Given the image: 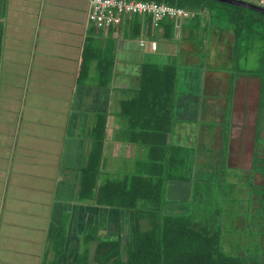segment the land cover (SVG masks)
<instances>
[{
  "label": "crops",
  "instance_id": "1",
  "mask_svg": "<svg viewBox=\"0 0 264 264\" xmlns=\"http://www.w3.org/2000/svg\"><path fill=\"white\" fill-rule=\"evenodd\" d=\"M212 1L229 4L233 14L240 9H253L238 4L237 0ZM90 2L0 0V232L1 227L19 232L18 235L3 233L2 262L10 255L9 251H22L31 264H36L32 257L40 260L39 264H95L98 240L94 237L87 243L86 240L96 225H99L101 236L122 232L124 226L121 224V229L120 217L124 210L97 200L103 176L91 197L82 199L80 195L83 171L97 140L103 138L99 176L104 175L106 160L118 161L123 154L133 156L126 154V147L138 145L123 138L122 130L126 127L122 125L126 122L123 108L127 106L128 110V101L137 95L142 72L148 63H176L180 64L175 103L177 124L174 123L172 138L174 143L188 146L193 142V133L187 119L197 115V108L202 105L200 97L205 93L200 89L209 79V74L205 73L209 68L189 65L188 55L204 46L203 57L207 56L210 63L222 61L225 64L229 53L223 50L234 41L239 42V36L222 24L223 18H218L214 26L213 15L220 17L224 13L217 5H212L211 10L206 4L200 5L201 1L186 0L187 7H183L189 11V16L164 18L158 28L150 27L149 15H135L140 23L139 33L135 34L134 21L131 22L129 16L118 28L95 29L88 20ZM26 16H33L32 20L28 21ZM195 20L202 28L208 26L205 33L202 31L200 35L194 31ZM231 29L240 34L239 28ZM141 37L157 40V48L150 43L142 46ZM87 46L91 49L90 60L86 61L82 73ZM219 73L213 77L217 81H213L223 83V89L232 87L231 71ZM254 74L251 78L240 75L239 79H234L233 111L239 101H253L257 81L260 108L261 77ZM5 75L12 76L14 82L9 92L3 84ZM200 110H203L201 106ZM258 118L259 111L253 127L251 167H244L246 169L255 167ZM241 119L243 128L246 115ZM232 120L230 131L234 125V118ZM97 129L104 130L103 137L99 135L98 138ZM243 129L248 132L245 127ZM232 166L243 167L240 164ZM19 172L30 175L22 177ZM261 173L255 170L250 184L247 178L245 187L239 185L241 194L257 191L258 186L264 185ZM234 191H237L236 184ZM187 194L188 187L184 183L169 181L168 199H185ZM81 199L88 203H80ZM27 204L34 209L26 208ZM66 213L70 215L67 226L62 223ZM10 214L14 216L11 219ZM25 217L31 220L26 221ZM40 218L44 221L41 225ZM63 225L67 237L64 251L58 255L54 243ZM85 255L87 259L83 258Z\"/></svg>",
  "mask_w": 264,
  "mask_h": 264
},
{
  "label": "trees",
  "instance_id": "2",
  "mask_svg": "<svg viewBox=\"0 0 264 264\" xmlns=\"http://www.w3.org/2000/svg\"><path fill=\"white\" fill-rule=\"evenodd\" d=\"M171 1L177 6H186V0ZM129 20L134 21V33L138 34L139 19L132 16ZM166 33L169 34V30ZM89 50L91 49L87 46L82 62V73L86 61L90 60ZM260 70L264 71L263 65ZM177 74L176 63H148L142 72L137 95L128 101V110L127 106L123 108L125 114L123 117L131 120L122 130L123 138L138 145L143 154L137 156L136 171L125 168L123 176L111 179L106 177L98 186L99 203L118 205L126 208L129 214L127 225L119 232L117 238L103 239L99 225H96L95 230L88 236L86 243L93 237L98 239L95 264H264V254L259 258L248 252L245 256L239 252V248L230 243L231 240L237 239L235 233L230 231L226 234L225 230L228 229L225 226V219L221 218L223 213L226 215L225 206L220 201L221 185L225 191L235 193V184L227 179L225 170L218 169V165L214 168L216 172L207 173L206 170L203 172L205 167L212 165L208 158L206 161L201 160V153L208 150H203L205 148L193 142L188 146L173 142L175 103L178 94ZM259 77L261 109L264 73ZM261 130H264V126L257 130L254 169L264 175V168L261 167L264 157L259 156L261 141L258 137L261 136ZM103 134L102 129L98 130V134L96 132L98 138L99 135L103 137ZM102 141L103 138L97 140L92 148L88 166L83 171L80 190L82 199L91 197L94 188L97 187ZM219 152L221 157L218 160L225 162V152ZM212 173L216 174L214 179L210 178ZM172 180H178L188 187L185 199L168 201V184ZM234 196L236 201L242 202L240 207L245 206L246 211L251 208V200L255 202L259 201L261 196L264 197L255 190L245 194L236 193ZM169 203H173L178 209L171 211L172 209L168 208ZM66 214L62 221L65 226L69 215ZM257 222L258 220L255 221ZM65 226L63 225L64 229L60 230L54 243L58 255L64 251L67 237ZM125 234L127 242L123 244ZM240 243L238 241L239 245ZM83 258L87 259L88 256L85 255Z\"/></svg>",
  "mask_w": 264,
  "mask_h": 264
},
{
  "label": "rangeland",
  "instance_id": "3",
  "mask_svg": "<svg viewBox=\"0 0 264 264\" xmlns=\"http://www.w3.org/2000/svg\"><path fill=\"white\" fill-rule=\"evenodd\" d=\"M165 1L169 4H172L171 0H165ZM189 4L190 3H188V5ZM199 4L200 5L206 4L211 10H213L212 5H217L218 7H220L224 11V13L220 17H216L215 15H213L212 22L214 23V26L218 18H220V20H222L223 18L222 24L228 26L229 27L228 30H230L232 34L239 36V42L235 43L236 41H234V43L229 44L230 47L229 48L227 47L226 48L227 50L223 48L224 49L223 51H226V54L229 53L226 57L225 64H223L222 61L220 62V64L210 63L207 56L205 57L202 56L205 53V48L204 46H200V44L198 51L196 50L194 51V54L192 52V54L188 55L189 65L200 64L204 67V69L209 68V71L205 72L207 75L209 74V79L204 81V87L202 90L200 89V92L203 90L205 91L202 98L200 97L202 105L198 106L197 115H195V117L187 119L188 127L191 129V132L193 133L191 140L193 139L194 144L200 145L202 148H205L203 150H208V151H203L201 153L202 154L201 160L206 161V159L208 158L209 162L211 161L212 165L209 167H205L203 172H205V170L207 173H209V171L216 172L214 168H216L219 165L218 169L225 170L224 173L226 174V177H228L227 179H230V181H232L234 184H237V191H235V193L229 190L225 191L223 189V186L221 185L222 193L220 194L221 195L220 201L225 206V211H226L225 214L228 215L227 217L223 213L221 218L225 219L224 220L225 226L228 229L225 230L226 234L230 233L231 231L232 233H235V237L237 238L234 241L231 240L230 243L234 244L235 247L239 248L240 253L248 254L249 252V254L251 253L254 256L260 258L264 254V197L261 196L259 198V201L256 200L255 202L251 200L250 201L251 208L250 210L247 209L248 211H246L245 206H243L242 208L240 207V203L242 202L236 201L234 196V194L236 193L241 194L239 185H241V187L242 186L245 187L247 178L249 179L247 181V183L249 184L250 181H253L254 179L253 172L255 174V169L253 167L252 169H246V168L251 167L250 159L253 154L252 144L254 142L253 140L255 139L254 136L255 130L253 129V127L255 123V115H258V111L260 110H261V115H259L260 119L258 120L259 123L258 128L264 126V95L260 109L258 104V100H259L258 81L256 84V89H255L256 91L254 92L255 97L252 102L247 101L245 103L244 101L241 102L239 101L238 103H236L235 111H233L234 110L233 101H234V91L236 88L234 79L236 77H238L239 79L241 76L244 75L247 78H251L254 77L255 71L258 76L264 73L263 70L262 71L260 70L261 65L264 66V14L250 8L237 10L235 14H233L234 12H230L229 10V9H233V7L231 8L229 4L222 3L219 1H212V0L201 1ZM32 17L33 16H26L25 19L29 21L32 20ZM242 24H244V27L242 26ZM34 26H36V24ZM38 26L39 23H37V27ZM207 28L208 26L206 27L205 25L202 28V24L199 25L195 20V25H194L195 32H198L201 35L202 31L205 33ZM231 28H237V29L239 28L240 34H238V30L233 31ZM177 65L179 67L180 64ZM225 65L226 68H224ZM258 70H260V72H257ZM223 71L225 72L231 71V74L234 78L232 79L231 82L232 87L223 89L222 88L223 83L219 82L218 84L217 82L215 83V81H213L217 79L213 77L219 75L220 74L219 72H223ZM178 74H177V79H178ZM210 75L212 76L210 77ZM4 78L5 79L3 84L5 85V88L9 92L11 91L10 89L11 84H14L13 78L12 76H7V75H5ZM207 82H210L208 84V87H206ZM200 106L201 108H203L202 111L200 110ZM122 115L124 116L125 114ZM243 115H246V122L244 127L245 129L248 130L247 133L244 131L243 129L244 127L243 128L241 127V122H242L241 117H243ZM231 116L232 119L234 118V123H233L234 125L232 126L230 131L231 123L233 122ZM129 122H131V120L126 119V122H123L122 125H125L127 127L130 124ZM176 122L177 121H175V123ZM190 129H188V131ZM229 134H230V138H229ZM260 135L261 136L258 137V139L261 141L259 149L261 148L264 149V137H262V135L264 136V130H261ZM188 137L190 139L191 136ZM230 142H231V147L229 146ZM177 144L181 145L182 143L177 142ZM219 145H221V148L219 147ZM126 148H128L126 154L132 153L133 156L130 155L125 156V154H123L122 159L119 158L118 161L113 159H111L110 161L106 160L107 163L104 165L105 168L103 171L104 175H101V177L108 176L113 178V177L123 176L125 168L132 170L134 169L136 171L135 163L137 161V156L140 153L143 154V150H141V148L140 147L138 148L137 146H132V148L127 146ZM219 148L225 152L224 155V158H226L225 162L224 161L222 162V160L221 161L218 160V158L221 157ZM226 153H227V157H226ZM260 153H261L260 156L263 157L264 151L260 150ZM262 162L263 163H261L262 164L261 167L264 168L263 167L264 161ZM237 164H240L243 167L240 166L231 167V165H237ZM18 174H20V176L22 177L30 175L25 172L24 173L19 172ZM214 177H216V174L212 173L210 178L214 179ZM15 190H17V187L14 189V191ZM257 193H259L260 195H264V185H262L261 187L260 186L257 187ZM79 202L85 204L88 203V201L82 199ZM254 206H257V208L253 209ZM26 208L34 209V207L29 204L26 205ZM168 208L172 209L171 211H176L175 209H178L177 206L174 204L169 205ZM122 210L124 211L121 212L120 226L121 224L123 225V223L126 222V215L128 212L127 209H122ZM17 214L20 215L21 213L18 212ZM12 217L14 216L10 214V219ZM25 218L27 219L26 221L31 220L28 219V217ZM256 220H258L257 223H255ZM66 221L67 222L69 221V215H67ZM34 222L37 223V221ZM38 223H40V225L43 224L44 223L43 219L40 218ZM125 227L126 226H123L122 229L121 226L122 231L125 229ZM119 232L114 231L111 234L108 233L106 235L102 234V238L106 240H113L118 237ZM3 233H8L11 235L19 234V232L13 228L1 227L0 251L5 249L4 248L5 244L2 243ZM126 237L127 234H125L123 237V242H124L123 244L127 242ZM238 241L241 242L240 245L241 246L243 245V247H240ZM7 242L10 243V241ZM245 248H248L249 250L246 251ZM9 254L10 255L5 256L6 257L5 262H2L3 256L0 255V264H31L28 263L30 261V258H27V254H25L24 252L22 253V251H18V252L9 251ZM34 259L36 261V264H39L40 260H36V257H32L31 260L33 261ZM40 264H43V262Z\"/></svg>",
  "mask_w": 264,
  "mask_h": 264
},
{
  "label": "built area",
  "instance_id": "4",
  "mask_svg": "<svg viewBox=\"0 0 264 264\" xmlns=\"http://www.w3.org/2000/svg\"><path fill=\"white\" fill-rule=\"evenodd\" d=\"M247 1L264 7V0ZM135 14H149L154 25H159V21L163 18L181 19L187 17L189 12L184 8L154 0H91L90 2L89 20L97 29L118 28L126 16ZM139 42L142 46L147 44V40L143 37ZM157 44V41L151 40L150 45L153 48H156Z\"/></svg>",
  "mask_w": 264,
  "mask_h": 264
},
{
  "label": "clouds",
  "instance_id": "5",
  "mask_svg": "<svg viewBox=\"0 0 264 264\" xmlns=\"http://www.w3.org/2000/svg\"><path fill=\"white\" fill-rule=\"evenodd\" d=\"M154 1H157V2H160V3H166V4H169V3H167L165 0H154ZM244 2H248V3H251V4H255V5H258V6H260V7H262V8H264L263 6H261V5H259V4H257V3H255V2H252V1H247V0H243ZM169 5H175V6H177L176 4H169ZM178 7H181V8H184L183 6H178ZM185 9V8H184ZM187 10V9H186ZM188 11V10H187ZM189 12V11H188ZM135 15H139V14H135ZM135 15H131V16H129V19L132 17V16H135ZM145 15H149V14H145ZM150 16V27H152V28H158V27H160L161 25H162V20L164 19H161L160 21H159V25H154V23L152 22L153 21V19H152V16L151 15H149ZM189 16V15H188ZM187 16V17H188ZM166 18H169V17H166ZM183 18H185V17H183ZM176 19V18H175ZM88 20H89V15H88ZM89 24L91 25V26H93V24L90 22V20H89ZM94 27V26H93ZM95 29H97V28H95ZM98 30H100V29H98ZM140 40V39H139ZM151 40H155V39H150V40H147V44L146 45H148L149 43H151ZM155 41H157V40H155ZM158 42V41H157ZM158 45V44H157ZM157 48V47H156ZM155 48V49H156ZM100 177H101V175L99 176V173H98V180H97V184H98V182H99V180H100ZM105 178L106 177H103V181L105 180ZM107 178H110L111 179V177H108L107 176ZM82 183H83V180H81V185H82ZM100 184H101V181H100ZM99 184V185H100ZM98 185V186H99ZM115 206H118V205H115ZM118 208H120V209H126V208H122V207H120V206H118ZM128 213V212H127ZM129 214V213H128ZM128 217V216H127ZM126 222L124 223V226H126L127 225V222H128V218H126Z\"/></svg>",
  "mask_w": 264,
  "mask_h": 264
},
{
  "label": "water",
  "instance_id": "6",
  "mask_svg": "<svg viewBox=\"0 0 264 264\" xmlns=\"http://www.w3.org/2000/svg\"><path fill=\"white\" fill-rule=\"evenodd\" d=\"M224 1H236V0H224ZM236 2H238V4H240V5L251 7V8L256 9L258 11L264 12V8H262V7L258 6V5L251 4V3H248V2H244L242 0H237Z\"/></svg>",
  "mask_w": 264,
  "mask_h": 264
}]
</instances>
